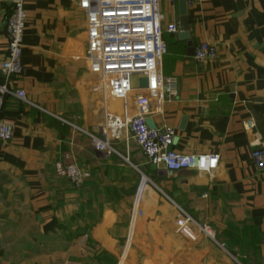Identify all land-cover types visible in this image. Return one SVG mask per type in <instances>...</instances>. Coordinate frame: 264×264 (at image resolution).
Wrapping results in <instances>:
<instances>
[{
    "label": "crops",
    "instance_id": "0c3cea01",
    "mask_svg": "<svg viewBox=\"0 0 264 264\" xmlns=\"http://www.w3.org/2000/svg\"><path fill=\"white\" fill-rule=\"evenodd\" d=\"M79 3H26L25 74L11 83L26 102L9 97L2 112L13 139L0 143V264H264V170L252 158L264 148V0L187 7L193 50L214 45L213 61H195L180 29L165 31L161 72L177 81V95L161 107L153 99L148 124L174 129L178 154L219 156L213 175L173 177L149 165L130 136L138 92L109 97L90 72ZM160 11L165 30L180 24L179 0H160ZM9 14L0 0V63ZM91 135L113 153L97 151ZM72 163L88 175L81 187L56 172ZM183 215L193 238L177 229Z\"/></svg>",
    "mask_w": 264,
    "mask_h": 264
},
{
    "label": "built area",
    "instance_id": "2783aa9c",
    "mask_svg": "<svg viewBox=\"0 0 264 264\" xmlns=\"http://www.w3.org/2000/svg\"><path fill=\"white\" fill-rule=\"evenodd\" d=\"M28 0H8L10 14L6 23L5 38L7 40V58L0 63V143L13 139V127L2 118V112L9 97L26 102L23 90H13L11 83L15 78L25 74L22 62L24 32L27 25ZM176 0H171L175 2ZM187 7H193L203 0H185ZM80 9L87 18L86 59L90 72L100 76L107 95L117 99H127L135 91L131 88L130 76L147 74L148 87L137 91L135 98L136 115L127 120V128L131 138L143 152L149 165L163 170L167 176L173 177L183 170L206 172L213 175L217 169L219 156H185L173 150L176 131L170 127L152 129L148 120L152 112L151 101L174 98L177 95V81L162 74L163 59L168 53L164 40L165 31L177 34L179 25H170L164 29L163 15L160 11V0H80ZM218 57L217 48L208 43L198 44L193 50V59L199 63L213 61ZM245 129L255 128L253 121L245 123ZM94 147L107 155L113 149L107 142L91 135ZM252 158L259 169L264 170V148L252 152ZM56 172L61 177L70 179L76 187H81L87 174L82 173L74 163L56 165ZM147 178L142 177L136 193L140 200ZM193 220L187 216L177 222L179 232L193 238L190 224ZM207 237L214 239L212 230L200 228ZM225 249L224 245H220Z\"/></svg>",
    "mask_w": 264,
    "mask_h": 264
},
{
    "label": "water",
    "instance_id": "95a60500",
    "mask_svg": "<svg viewBox=\"0 0 264 264\" xmlns=\"http://www.w3.org/2000/svg\"><path fill=\"white\" fill-rule=\"evenodd\" d=\"M179 10H180V24H179V38L183 41L188 42V47L190 48V53L193 52V43L190 41V33L188 30L187 20H188V8L185 0H179ZM131 88L134 91H142L148 87V76L147 74H133L130 76ZM186 119L183 120V123Z\"/></svg>",
    "mask_w": 264,
    "mask_h": 264
}]
</instances>
